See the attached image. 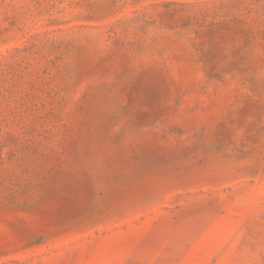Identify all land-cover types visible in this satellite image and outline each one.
Segmentation results:
<instances>
[{
    "label": "rangeland",
    "instance_id": "1",
    "mask_svg": "<svg viewBox=\"0 0 264 264\" xmlns=\"http://www.w3.org/2000/svg\"><path fill=\"white\" fill-rule=\"evenodd\" d=\"M0 264H264V0H0Z\"/></svg>",
    "mask_w": 264,
    "mask_h": 264
}]
</instances>
